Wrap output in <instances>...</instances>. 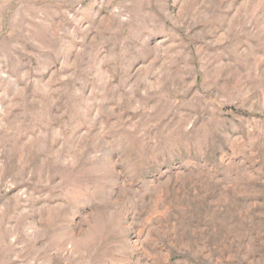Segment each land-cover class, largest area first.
<instances>
[{"label": "rangeland", "instance_id": "374dc122", "mask_svg": "<svg viewBox=\"0 0 264 264\" xmlns=\"http://www.w3.org/2000/svg\"><path fill=\"white\" fill-rule=\"evenodd\" d=\"M0 264H264V0H0Z\"/></svg>", "mask_w": 264, "mask_h": 264}, {"label": "clouds", "instance_id": "9594fccd", "mask_svg": "<svg viewBox=\"0 0 264 264\" xmlns=\"http://www.w3.org/2000/svg\"><path fill=\"white\" fill-rule=\"evenodd\" d=\"M88 203H90V201H87V200H86V201H85V210H86V206H87Z\"/></svg>", "mask_w": 264, "mask_h": 264}]
</instances>
